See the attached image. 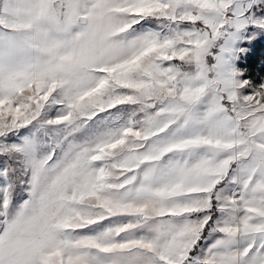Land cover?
Instances as JSON below:
<instances>
[{"label":"snow or ice","instance_id":"1","mask_svg":"<svg viewBox=\"0 0 264 264\" xmlns=\"http://www.w3.org/2000/svg\"><path fill=\"white\" fill-rule=\"evenodd\" d=\"M264 0H0V264H264Z\"/></svg>","mask_w":264,"mask_h":264},{"label":"trees","instance_id":"2","mask_svg":"<svg viewBox=\"0 0 264 264\" xmlns=\"http://www.w3.org/2000/svg\"><path fill=\"white\" fill-rule=\"evenodd\" d=\"M262 45H264V41H262V42H260V43H258L256 45V51H255V53H254V55L252 57V60H251V63L253 65H255L256 62L258 61V57H259V54H260V50H261Z\"/></svg>","mask_w":264,"mask_h":264}]
</instances>
